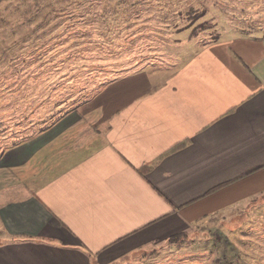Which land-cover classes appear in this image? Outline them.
<instances>
[{"label":"crops","instance_id":"crops-1","mask_svg":"<svg viewBox=\"0 0 264 264\" xmlns=\"http://www.w3.org/2000/svg\"><path fill=\"white\" fill-rule=\"evenodd\" d=\"M176 17L127 29L101 93L5 151L0 264L175 262L199 234L201 264H264V26L196 48Z\"/></svg>","mask_w":264,"mask_h":264},{"label":"rangeland","instance_id":"rangeland-1","mask_svg":"<svg viewBox=\"0 0 264 264\" xmlns=\"http://www.w3.org/2000/svg\"><path fill=\"white\" fill-rule=\"evenodd\" d=\"M10 1L8 4L7 0H0V112L8 116V120L10 114L28 117L22 123L26 127L32 120L30 113L43 108L41 112L47 119L33 130L36 134L53 125L54 118L68 110L70 106L66 105L60 113L56 105L71 99L80 83L88 89L89 97L101 93L106 68L112 66L110 63L125 59L118 51L120 48L111 47L121 43L127 29L149 28L157 17L165 19L176 14L173 23L184 25L181 22L185 21L189 28L197 30L193 37L199 39L197 48L212 41L227 40L240 32L259 33L264 26V0ZM180 15L184 20L178 19ZM256 26L260 29L250 31ZM70 66L80 72L75 77V86H66L56 80L64 72L72 75ZM47 77L55 78L48 83ZM62 86L66 92L61 94L59 88ZM51 99H56L54 104L48 102ZM42 103L44 107H39ZM22 130L16 128L11 139H0V159L12 143L32 133L30 130L20 132ZM207 229L215 236V226ZM201 237L204 238L199 234L194 238L199 242L193 245L192 253L185 259L154 260L156 254L148 252L153 244L148 243L141 250L130 253L132 261L122 264H201L199 254L208 247V243L200 246ZM208 242L211 250L214 241Z\"/></svg>","mask_w":264,"mask_h":264},{"label":"trees","instance_id":"trees-1","mask_svg":"<svg viewBox=\"0 0 264 264\" xmlns=\"http://www.w3.org/2000/svg\"><path fill=\"white\" fill-rule=\"evenodd\" d=\"M119 44V43H118ZM83 72H85V71H83ZM77 73V72H76ZM67 74V73H66ZM75 75H77V74H75ZM77 83L75 82L74 83V86L76 85ZM74 86L72 87V88H74ZM80 88L78 89L79 91H84L85 89H82L83 87L81 86V83H80ZM87 91V90H86ZM71 94H69V96H70ZM55 100L56 99H51V100H49L48 102H52V104H54L55 103ZM76 100H69V99H67V100H63V101H61V103H59L58 105H56L57 107H56V110H58L59 109V107H60V105H62V104H65V105H69V106H71L72 107V105H74V104H77L76 102H75ZM33 102V101H32ZM39 107H44V104L42 103ZM37 110V111H36ZM35 111H32V113H30V115H29V118H31L32 120L30 121V123H26V127H24V124H22V123H24L26 120H28V117H24V116H20L21 114H19V113H17V115H12V114H10L9 116H10V118H9V120H8V116H6V115H4V114H2L1 112H0V139H5V140H8V139H11V137L15 134V129L16 128H21V129H23L22 131H20V132H24L25 130H30V131H32V133L30 134V136L29 137H31L32 135H35L36 134V130L35 131H33L35 128H37V126L39 125V124H41V123H43V122H45L46 121V119H47V116L46 115H43V114H45L44 112H41V110H43V108H39V109H36ZM61 116H59V117H55L54 118V120L55 121H57L58 120V118H60ZM54 121V122H55ZM54 122H52V124L54 123ZM11 124H13V125H11ZM24 127V128H23ZM5 133H7V134H5ZM20 134V136L23 134V133H19ZM29 137H25L24 139H27V138H29ZM23 138V137H22ZM15 139V138H14ZM16 140V139H15ZM20 140V139H19ZM12 146H15L16 145V142L15 143H12L11 144ZM185 146V143H181V144H179V145H177L176 147H174V150L175 149H179V148H182V147H184ZM8 148H6V150H7Z\"/></svg>","mask_w":264,"mask_h":264}]
</instances>
